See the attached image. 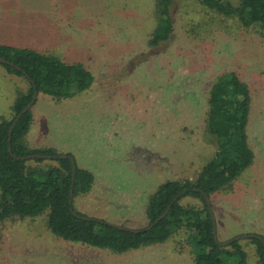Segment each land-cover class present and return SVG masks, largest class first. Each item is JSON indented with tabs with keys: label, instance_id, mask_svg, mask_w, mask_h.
Segmentation results:
<instances>
[{
	"label": "rangeland",
	"instance_id": "rangeland-1",
	"mask_svg": "<svg viewBox=\"0 0 264 264\" xmlns=\"http://www.w3.org/2000/svg\"><path fill=\"white\" fill-rule=\"evenodd\" d=\"M237 4L239 0H230ZM157 0H0V44L28 47L94 76L84 92L57 101L40 93L34 143L55 146L90 170L95 183L77 211L131 228L147 224L149 195L164 181L194 178L215 152L206 131L211 85L236 71L252 93L248 121L254 161L212 198L217 237L240 238L244 264H259L250 234H264V38L205 8L173 0L174 31L151 47ZM28 81L0 63V120L10 118ZM184 205L202 206L186 196ZM193 245L172 241L113 253L51 233L46 216L0 221V264H191Z\"/></svg>",
	"mask_w": 264,
	"mask_h": 264
},
{
	"label": "trees",
	"instance_id": "trees-1",
	"mask_svg": "<svg viewBox=\"0 0 264 264\" xmlns=\"http://www.w3.org/2000/svg\"><path fill=\"white\" fill-rule=\"evenodd\" d=\"M197 1L222 17L235 18L242 28L264 38V0H239L237 4L230 0ZM172 4L173 0L156 2L157 25L148 41L153 49L169 40L174 31ZM0 58L6 60L0 63L8 73L24 77L29 85L15 98L11 117L0 121L1 222L45 215L46 226L53 235L113 253L161 245L185 230L193 245L191 264L245 263L246 251L240 239L233 237L223 243L217 237L212 210L213 196L232 185L255 156L248 140L252 93L236 71L220 74L209 91L206 131L216 139L213 157L196 177L161 183L148 197L147 224L131 228L77 211L74 198L92 190L94 174L77 163L74 171L70 157H62H73L69 152L63 153L55 146L33 148L25 141L33 122L34 105L23 110L35 92L57 101L73 97L93 84L89 69L44 51L9 44H0ZM188 195L200 199L202 206L184 205L182 198ZM248 238L256 246L259 264H264V234H250Z\"/></svg>",
	"mask_w": 264,
	"mask_h": 264
},
{
	"label": "water",
	"instance_id": "water-1",
	"mask_svg": "<svg viewBox=\"0 0 264 264\" xmlns=\"http://www.w3.org/2000/svg\"><path fill=\"white\" fill-rule=\"evenodd\" d=\"M0 61L3 62V63L6 62V60L3 59V58H0ZM37 96H38V91L35 92L33 99H32L31 102L26 106V108L23 110V112L27 111L28 109H30V108L34 105V103H35V101H36V99H37ZM21 115H22V113H20V114L15 118V120H14V122H13L11 128H10V134L12 133L13 127H14V125L17 123V121L19 120V118L21 117ZM37 156H39V155H37ZM28 157H29V156H28ZM28 157H27V158H28ZM31 157H32V156H31ZM62 157H70V159H71V161H72V163H73V169H74V171H75V169H76V161H75V159H74L72 156H68L67 154H62ZM22 158H24V157H22ZM70 195H71V197L73 196V188L71 189ZM205 196H206V199H207L208 205L210 206V199H209V197H208L207 195H205ZM166 212H167V211H166ZM166 212L160 217V219L166 214ZM213 219H214V215H213ZM214 222H215V220H214ZM215 228H216V227H215ZM215 228H214V231H215V233H216ZM134 231H138V230H134ZM243 237H244V236H237V237L234 238V239H240V238H243ZM229 242H230V241H229ZM225 243H228V242H225Z\"/></svg>",
	"mask_w": 264,
	"mask_h": 264
},
{
	"label": "crops",
	"instance_id": "crops-1",
	"mask_svg": "<svg viewBox=\"0 0 264 264\" xmlns=\"http://www.w3.org/2000/svg\"><path fill=\"white\" fill-rule=\"evenodd\" d=\"M28 87H29V85H28ZM28 87H26V88L24 89L23 92L27 91ZM17 95H18V94H17ZM12 105H13V104H12ZM11 114H12V113H11ZM10 117H11V115H10ZM2 118H4V117H1V119H2ZM0 121H1V120H0ZM34 121H36V120L34 119V114H33V122H32L31 128L29 129L28 133H27L26 136H25V141H26V143H27L30 147H33V148H42V147H46V146H42V144H40V143H37V142L34 143L33 139H32L31 137H29L32 128L35 130V132H38V133H39L38 124L36 125V124L34 123ZM52 146H53V145H52ZM59 150H60V149H59ZM202 166H203V165H202ZM201 168H202V167H201ZM173 180H177V179H173Z\"/></svg>",
	"mask_w": 264,
	"mask_h": 264
}]
</instances>
